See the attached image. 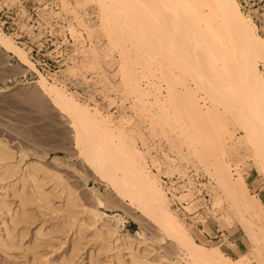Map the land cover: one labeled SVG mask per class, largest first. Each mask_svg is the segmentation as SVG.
<instances>
[{
    "label": "bare ground",
    "instance_id": "6f19581e",
    "mask_svg": "<svg viewBox=\"0 0 264 264\" xmlns=\"http://www.w3.org/2000/svg\"><path fill=\"white\" fill-rule=\"evenodd\" d=\"M12 1L16 2V0ZM61 1L63 4V10L58 13L60 14L65 10L69 17V24L65 27H67V30L70 32L68 33L70 35H66V42L69 46V50L71 51V61L62 67L60 71L51 74L52 78L49 77L50 75H46L38 69L35 61L32 60L30 49L27 50L22 47V45H20V43H18L10 33L5 31L1 25L0 50L5 51V53H7L10 58H17L20 61V64L25 67H23L24 69L22 70L21 74L24 77L27 78L31 71H34L40 75L38 80L32 81L31 83L37 84L39 88L37 89L38 93L40 90V93L46 96L51 104L57 108L58 111L63 114V116L65 115L66 118L68 117L67 119H70L71 127L75 132L74 141L77 143V148L81 147L82 150L79 148L78 149L80 150V153L83 151V155L86 153V155L83 156H87L85 161H89L90 163H88L91 167L94 165L93 168H95L96 171V167H100L98 169V173H103L105 171L107 172L108 170L111 172L112 175H109L110 173H104L105 177L108 175V178L110 179L102 178V180L110 184L112 191H114L118 197L124 198L128 201L129 205L133 208V210H135L134 214L137 213L136 215L133 214V219L135 218L140 223L144 217L149 218L153 222L155 221L156 225H159L162 231L170 236V240L175 242L176 246L192 259V264H252L249 256L247 255L248 251L242 252L239 250L238 246H235L237 249L236 251L234 249L231 250L232 253L237 255L233 256L232 254L225 252L223 246L221 245H207V241H213L211 239L215 238H219L218 241H227L233 245L239 244L240 237L236 230H239L240 226H236V223L235 226L229 224L224 225V227L222 226L224 223H228L224 222V220L226 221L230 218L229 215H224L225 212L228 213V209L226 211V204L221 202V200H224V198H221L220 200L222 195L221 193L219 198L217 196V199L215 198V194L214 198L216 200L214 199L213 201V193L211 191L210 185V180H213V178H210L209 180L208 177L212 176V174L209 173L211 175L207 176L206 173L202 172L203 170L201 169H204L205 167H201L204 165L197 166L198 162L200 164V159H198L197 163L193 161L191 162V159L190 161L189 159L186 160V158L190 157H186L187 155H190L189 152L186 153L187 155L185 154L186 158L184 157V154H177L171 148L174 146L172 141L175 137L171 133L173 138L170 140L168 135L171 131L166 130V127H164V130L162 127L163 125L161 128L164 131L169 132H166V136L169 140L166 139V136L155 138L156 135L152 136V131L150 133L151 137L146 135L149 132L145 133L144 135L142 129L143 127H140L141 124L138 123L140 121L139 119V121L136 119V122H133L130 119H125L127 118V114L124 115V113L128 112L132 115V112L135 110L134 107H137L136 105L132 106L134 104L132 101L133 98H131L133 103L131 105L130 101L126 102L128 100V95H126V97L124 96V98L127 99L125 100L119 95L120 91L117 90V92H119L118 95L113 94L114 92L112 90L113 88H111V85L114 87V83L117 85V83L120 82L123 72V79L125 78L124 80L126 84H130L131 86H129L132 87V82L135 81L134 75L130 74V68H132L131 56H127L126 53L123 52L125 47L132 49L135 46L133 43H136L134 42L135 39L136 41L138 39V46H140V44L142 45V43L139 42L141 38H143L144 41L146 40V44L143 45L145 46L148 44V42H150V44L153 43L154 45V42L157 38L158 40H162L163 38L159 37L158 32H156L158 36L152 35L153 33L156 34L155 32H149L151 31L152 27L149 26V29L147 26L149 24L147 21H145V16L142 15L143 12L140 13V11L143 10V6H141L143 3L138 2L139 0L135 2L134 0H123V2L117 0L118 3L116 0H114L116 2L110 0V2L112 1V4L114 3V6H116L115 4L118 5L119 3H122V6L119 5L118 7L120 10L117 8H112V10L111 7L106 9V5L103 0L99 3L96 2L98 3L99 7L91 5L92 3L94 4V0ZM174 1L175 9L180 17V20H186L189 22V27L191 30L189 46L191 49L189 52L193 53L192 55L195 58L193 60L191 57L187 58L188 55L190 56V54L185 51L186 48H184V43L179 41L178 44H176L177 41L174 39V37L177 35H175L173 30V32L171 31V34H169L171 29L169 26L165 25V27H168L167 30V27L165 29V27L158 24L164 28V33L162 32L163 34L166 33L164 36L169 34L167 38L169 37L168 39L172 38L175 40H171V42L169 40L170 45L164 40L163 44L166 45L167 43L170 47H172L174 45L173 43L176 42V45H174L173 48H178V50L176 49L177 53H179L178 51L181 52L184 49V52H182V57L184 55L186 56V54H184L185 52L187 53V56L182 58L179 53L180 56L178 57L176 51L168 48V45L166 49L169 50V52L165 49L163 50L164 45L162 44L161 40L156 41V43L158 42V48L163 45L161 51H167V54H170L171 50L170 55H172L174 52L175 54H173L174 56L172 58H174V60L172 59V62L168 59L170 55H167L166 53H164L166 55H163L162 52V56L160 54V50L158 49L159 53L157 52V55H161L162 59L164 56H167V59L164 58L167 61L164 60L166 61L165 65L163 64L164 61L163 63L161 62L163 65H159V72H156L157 69H155L153 70V75L159 80H167L168 77L166 72L168 67L166 64H168L169 61L171 65L174 64L175 57L177 55L179 59L176 57L178 61H176V63L179 64V60L182 59L183 62L180 61V63H183L184 65L180 66L179 64V76L184 75V71L186 72L185 75L192 73V75H190L192 76V80L196 81L195 84L199 86L198 88H201L202 90H208L205 92L208 93V96L214 106V108H208L209 111H206V114H210V116L214 114V111L217 109L215 104L217 103L218 99L221 101L219 102L220 106L218 104V107H221L222 105V107H224L226 104L223 102L225 100H223V97L219 98L223 94L224 96L229 95L228 88L230 86L227 87L226 85L225 90V87L222 86L225 85L224 81L225 83H231L233 80H235V83L238 82L239 84L236 85V87L238 86L237 89L239 88L243 95L246 94L245 96H248L250 94L248 97H251L252 95V101L247 97L249 99V101L246 100L247 103L254 104H252V107L249 105V107L245 102V99L247 98H245V96L244 98H241L243 95L238 93V90H236V87H234L235 83H233L231 88L234 87L233 89L236 91H232L231 88L229 89L230 91L235 92L237 95H242H238V98L239 101L242 100L240 104L244 105V107L241 105V108L239 105L230 104V101H228L229 97H226V100L228 99L227 107L234 105L233 109L239 111L241 114L239 117L241 119H243V117L246 118L243 119V121H247L245 125V123H242V120L238 118V114L234 117L239 120L241 125L243 124V127H241L244 130H247L246 139L250 140L251 145L255 150V159L261 166L264 174V33H261L260 26L254 19L253 12H247L240 0ZM68 2H71V5L74 4V6L80 10V19L84 18V20L82 19L83 23L82 20L80 22L77 21V19H80L76 16V8L74 11L72 10V12L75 14H72L70 11L71 9H68V6L70 5H68ZM124 2H126V5L129 4V7L132 6V9L131 7H125L126 5ZM137 2L138 4H141L140 7H137ZM131 3L133 4L131 5ZM134 3H136V5ZM122 7L125 9L127 8L126 10L128 12H130L129 9L133 11L135 7L138 8L139 12L134 11V13L131 11L129 15L132 16L133 13L136 15L137 12L138 16L136 15V19L142 17L140 18L142 22H140V19H138L140 23L138 20L132 19L133 17L135 18L134 15L131 18L132 23L133 21L135 24L138 22V25L129 23L131 21L130 20L128 23L124 22L125 25H123V22L122 24L118 22L121 25L120 28L115 27L113 24H111V18L113 15L123 13ZM116 9L119 11V13H117L118 11H115ZM77 15L80 14L77 13ZM121 15L122 14L118 16ZM151 15L152 14L150 13L148 18L152 17ZM124 19V21L129 20L126 17H124ZM152 19H150V21H153ZM143 21H145L147 25ZM79 23L85 25L81 26ZM144 25L147 26L148 29L145 27L142 28ZM101 26L102 28L104 26L105 29L103 28V30H106L104 31L105 33L109 32V38L107 36V40H110L112 43H116V45L114 44L115 49L117 44L123 47H121L122 53H120V50H118L120 55L122 54V58L118 57L120 58L119 61L117 59H113L111 61V57L114 56L113 49H110L111 52H113H110L109 55L112 54L110 58L109 55H106V53L108 54L107 51L109 49H107L108 42H106L107 40L104 39V37L107 34L100 32V34H105V36H103L98 34L99 31L95 30L98 36L93 37L96 35L94 34L93 29L99 27L102 30ZM151 26H153V24H151ZM88 28L91 29V32L94 35H91V32H89L90 29L88 30ZM144 28L148 31H145ZM166 31H169L168 34ZM146 32L147 35L150 36H147ZM159 33H161V31H159ZM173 33L175 35L174 37L172 36ZM139 35L141 36L140 39ZM143 35L145 38L155 36V40H153L154 42L150 41L154 39V37H151L152 39H145ZM167 38L166 40L168 41ZM175 38L179 40L177 37ZM143 40L141 42L145 43ZM180 42L182 45H184V47L182 46V50H179ZM112 47L114 48V46ZM154 47L153 49L149 47V51L147 49L146 50L150 52L152 49L150 53H154L153 55L157 56L154 52V49L157 48ZM95 50H101V54L98 51L97 52L101 56L102 54L104 55L102 56L104 58L103 60H99L101 56L98 59L96 58V53L94 52ZM114 58H117V56ZM184 59L186 60V63L191 60L192 64L191 61L189 62L190 64H184ZM178 64L175 66L178 67ZM193 64L195 65L191 66ZM188 65L189 68L185 67ZM261 65L263 67H261ZM142 66L143 64L138 68L142 69ZM183 67L185 68L183 69ZM121 68L124 70L123 72H121ZM187 68L189 69V73ZM190 68L192 72H190ZM182 69L184 71H182ZM108 75L110 76L108 77ZM106 78L110 79L109 81L111 85L109 81H106ZM50 79L53 80V82L50 81ZM212 79L215 80L209 83V81ZM219 79H221V81L218 85L217 80L219 81ZM148 80L153 83L156 79L148 78ZM122 81L123 80H121V82ZM121 82L119 84H121ZM122 83L124 88V81ZM206 83H209L211 88L214 87L215 89L218 87L220 88V85L223 83L221 86L225 91L221 88H218L219 92L217 94L213 93L217 91L206 87ZM146 84L147 83H145V85ZM240 84L242 86H240ZM154 85L155 84H151L153 87ZM210 85L207 84V86ZM126 86L128 87V85ZM133 87L136 88V86ZM126 88L124 89L125 91L122 92H126V94L130 93L129 95H132L131 92L126 91ZM2 89L3 87H0V90ZM165 92L166 91L164 89H161L159 94L166 95ZM221 93L222 95H219ZM133 94L134 100L136 101H140L139 99L143 98V91L141 90L136 89L133 91ZM154 94H156V92L153 93V95ZM157 97L158 96H156V98ZM163 99L166 100V98ZM154 100L155 97L152 102L157 105V100H155L156 102ZM213 100L216 101V103H214ZM253 100L258 102V107L260 108V112L256 110L257 115H255V110H253L255 105ZM163 101H161V103L158 105L162 104ZM148 102H150V100ZM152 102H150V105ZM194 102L197 101L195 100ZM137 104L139 105V103ZM196 105L197 104H195V106ZM140 106L142 107V105ZM246 106L247 109L253 110L255 114L252 115L253 113H251V110H248L246 113ZM161 107H157L158 112L161 110ZM131 109L134 110L131 112ZM165 109L166 106L164 107V111ZM231 109L232 108H227L225 110H229L228 112L230 113ZM241 109H244L245 112H243ZM139 111L137 110V114ZM134 112L136 113V111ZM158 112L156 114H158ZM140 114L136 116L139 117ZM147 114L149 116V113ZM230 114L232 115L233 113ZM244 114L245 116H243ZM249 114L250 119L248 116ZM258 115L260 117H258ZM145 116L147 117V115ZM140 117H142V115ZM213 117L211 116V118ZM255 117H257V120L254 119V121L253 118ZM252 121L258 122L257 124H254V128L256 127L257 130L256 128L254 129L252 127ZM128 122L130 124L126 126V123ZM149 122L153 123L155 121L150 120ZM248 123H250V125ZM142 124L144 125V122ZM248 125L251 126L250 129ZM244 126L246 127L244 128ZM153 127L152 129H154ZM146 129L147 128H145V130ZM161 135L162 134L159 136ZM134 136L138 137L135 138ZM162 136H164V134ZM168 141L172 142L173 146H170L169 144L167 145ZM175 146L177 145L175 144ZM187 147L189 146L186 145L185 147L188 150ZM176 150H179L178 153H182L181 151H183V149L180 151L179 148ZM27 153L26 151H23L20 154V157H17L16 151L8 144V142H6L4 139H0V246L5 251L18 249L21 252H25V256H30V261L28 264H38L39 260L44 257L47 258L46 255L52 251L56 253L52 255V258L50 257V262L53 264H55L56 257L62 261V264H67V261H73V259L76 258L75 256L83 257L85 252H87V256L83 258V261H85L87 258L86 264H184L182 261L183 258L180 259L181 256L179 257V255H177L178 258L175 259L171 256V253L169 254V252L162 251L163 246H155V240L153 238V240L149 241L144 233L143 226H141L143 227V229H141L143 231H138L136 235L131 234L130 232L124 233L123 226L126 225V217L119 213L117 211L118 209H115L116 204L113 206L111 204L114 203L106 200L108 198H105L106 195L100 190V187L95 185L90 188L95 202L92 203V206H89L91 203L87 205L82 200L83 198H81L79 190L75 188V186H73L62 173H60V170V172L56 171L55 169L54 171L49 166L47 167V163H43V160L41 159L27 162L26 159L29 157V154ZM143 153L146 154V159ZM44 157L42 155L41 158L44 159ZM183 159H185L186 162ZM56 160H58V158H56ZM99 163H101V165ZM102 165L104 166L103 169H106L105 171L102 170ZM239 165L237 164V167H239ZM233 169L235 170L236 168ZM115 170H120L122 174L120 176L116 175L117 173H115ZM224 171L226 173L227 169ZM227 173L229 176V172ZM80 175H82V173ZM200 175L203 177V179L204 177L207 179V181H201L203 187H199V184L196 183V181H198L196 176L199 177ZM230 175L232 176L231 173ZM221 178L223 177L221 176ZM187 179H189V183H187ZM241 180L242 179L237 181V183H240ZM215 181L213 180V182ZM85 183L87 185L88 181L86 180ZM241 183V187L246 189L244 191H246V194L249 195V192H247L249 191L247 181L242 180ZM213 184L216 185L215 183ZM234 187L232 189L233 191H236L237 188L235 187L234 190ZM212 190L214 191V189ZM107 191V193H111L109 190ZM113 194L111 193V197L115 196ZM208 195L210 197H208ZM257 200L262 202V200L259 198ZM14 203H16L15 206ZM117 205L118 207H121L119 204ZM109 211H116L117 213L113 212L114 214H110ZM229 222H231V220ZM212 230H216V234L218 233L216 235L217 237H211L213 236L211 234ZM245 231H247L246 228ZM234 232L237 235L235 237H231L234 235ZM247 234L248 231L245 235ZM195 235H197L200 240L197 239ZM249 235L250 234L247 236L248 238ZM63 238L64 240L61 241ZM223 243L225 244V242ZM67 244H69V246H66Z\"/></svg>",
    "mask_w": 264,
    "mask_h": 264
},
{
    "label": "rangeland",
    "instance_id": "374dc122",
    "mask_svg": "<svg viewBox=\"0 0 264 264\" xmlns=\"http://www.w3.org/2000/svg\"><path fill=\"white\" fill-rule=\"evenodd\" d=\"M100 1L102 2V0H99V1L94 0V4H96V5H94L93 3L91 5L99 7L98 3ZM116 1L113 0V2H116ZM135 1H137V0H134V2ZM96 2H98V3H96ZM103 2H105L106 9L111 7V9L117 8L118 10H120L118 7H119V5L122 4V3H119L118 5L115 4L117 6L116 7V6H114V3L113 4L111 3L112 1L110 2V0H103ZM120 2H123V0H120ZM126 2H124L125 5H126ZM138 2H142L143 4L142 5L140 3L138 4ZM138 2H137V4H138L137 7L138 6L140 7V5L143 6L142 7L143 10L141 8H139L142 10V11H140V13L143 12L142 15L145 16V17L144 16L143 17L146 18L145 21H147L149 25H147L145 23V21H143V22L148 27L149 26L152 27L151 31H149V32H155V33L158 32L159 37L160 38L163 37V38H162V40L161 39L158 40V38L156 37L157 39L155 40V36H158V34L156 33L157 34L156 35L154 33L153 34L151 33L152 35H155V36H151L152 38L154 37V39H152L151 37H147V38L148 39L151 38L152 40H150V41L155 40V42L154 41L153 42L156 44V46H155V44L153 45V43L150 44V42H148L149 46L147 44V45H145L146 46V48H145V46H143V45L146 44L147 41L146 40L144 41L143 38H141V36L139 35L140 36L139 39L141 38L145 43L141 42L142 40L140 39L139 42L142 43V45L139 43L140 46H138V44H137L138 39H137V41L135 39L134 42H136V43H133V45H135V46L132 49H129L128 47L127 48L125 47V50L123 49L124 50L123 52L126 53L127 56H131L132 68H130L131 69L130 74L134 75V79L136 81V82L135 81L132 82V87H130L131 86L130 84L125 83V80H124L125 78L123 79V77H124L123 71L124 70H122V68L120 70H122L121 72H123V76H121L122 79L120 78V82H121V80L124 81V88H123V83H122L123 81L121 82V84H119L120 82L117 83V85L119 84L118 86L114 83V87H113V85H111V83L109 81L110 79L106 78V81H109L111 88H113L112 90L114 93L113 92L112 93L114 95L119 94V92H117V90H118V91H120L119 95L122 96L123 99H125V100L128 99L126 102L130 101L131 105L134 103L132 106H134V105L137 106L136 108L134 107L135 110L131 109V112L134 110V111H136V113L134 111L132 112V115H131V113H128V112L124 113V115L127 114L126 115L127 118H125V119H130L133 122H136V119H137V121L140 120L141 122L139 121L138 123L141 124L140 127H143L142 129H143L144 135H145V133L149 132L146 134V135H148V137H151V134H152V136L156 135L155 138L165 137L166 132L169 133L168 131H164L165 130L164 127H166V130L171 131L169 133V135L167 134L169 136V139L171 140L173 138L171 135V133H172L173 136L175 137V138H173V141H172L173 145L175 146V144H176L177 146H175V149H174V146L172 145V142H170V141H168L167 145L168 144L170 146L172 145L173 147H171V148L177 154H181V155L184 154V157L187 155L186 153L189 152L190 155H187L186 157H188V156H190V157L189 158L185 157L186 160L189 159V161H190V159H191V162L193 161V162L197 163L198 159H200L199 160L200 164L198 162L197 166L198 165L199 166L204 165L203 167H201V168L205 167L204 169H201V170H203L202 172L206 173L207 176L212 174V176H208L209 180H210V178H213L214 181L216 180L215 182H213L212 179L210 180L212 184L215 183L217 185L216 186L213 184L214 185L213 186L210 183L211 191L213 193L212 194L213 195V201L215 198L217 199V196H218V198L220 197V193L222 194L220 197V200H221V198H224V200H221V202H223V204H226L225 210L227 211V209H228L227 212L229 213L228 214L225 212L224 215L225 216L229 215L230 218L228 220L229 221L231 220V222H233V223H231L228 220H226V221L224 220V222H228V223H224L222 226L224 227V225H227V224L233 225V226H235L237 224L236 226H240V229L236 230L237 234L240 237V240H239L240 245L239 244L233 245L227 241H218L219 238L211 239L213 241H207V245H221V246H223L225 252L232 254L233 256H237V255L232 253L231 250L234 249L236 251L237 249L235 248V246H238L239 250H241L242 252L248 251L247 255L249 256L252 264H264V174H263L261 166L257 163V161L255 159V150H254L253 146L251 145L250 140L246 139L247 138V136H246L247 130L246 129L244 130L242 128L243 124L241 125V123L239 122V120H237V118H234L235 115H237V114H238V118H240L239 117V116H241L240 112L233 109L234 105L233 106L229 105L230 107H227L228 106V103H227L228 99H229L228 101H230V104L239 105L241 107L242 104H240V103L242 102V100L239 101L238 95H241L242 93L240 92L239 88L237 89L238 86L236 87V85H238L239 83L236 82L237 83L236 84L235 80H233V82H231V83H229V82L225 83V81L223 80L225 85H222L223 83L221 85L223 87H225L227 85V87L230 86L229 88H231V85L233 83H235L234 87H236V90H238V93H241V94L237 95L235 92H232L233 90L236 91L235 89H233L234 87L231 88L232 91H230V89L228 88V90L230 91L229 92L227 90L229 93V95L227 93L228 96H224V94L222 95V93L219 94V95H222L219 98L223 97V100L225 99L223 102L227 104V105L225 104L224 107L232 108L231 110H233V111L230 110V113H233L234 116H233V114L231 115L228 112L229 110L228 111L225 110L227 108L222 107L223 105L221 107H218V104L220 106L219 102H221V101L218 99L217 103H216V101H214V100L217 98H215L213 100L214 103H216L215 106L217 109H216V111H214V114L211 115L212 117L214 115L215 116L213 118H211L210 114L209 115L206 114L207 113L206 111H209L208 108H211V109L214 108L213 103L208 96V93L205 92L208 90H202L201 88H198L199 86L195 84L196 81L192 80V76H191L192 73H190L191 75L187 74L188 76L185 75L186 72L183 69L185 67L189 68V65L183 67L182 71H184V73H183L184 75L179 76L180 71L178 68L181 65H183V63L181 64L180 61L181 62H183V61H182V59L179 60L180 66L178 63H176L177 58L180 55L182 57V54H183L182 52H184V49H183L184 45H185L184 48H186L185 51H187V53L190 54V56L188 55L187 58L191 57L192 60L195 58L192 55L193 53L189 52L191 49V48H189V46H190V33H191V30L189 27V22L186 20H184V21L180 20V17L177 14V11L175 9V1L174 0H139ZM70 3L71 2H68V5ZM117 3H118V1H117ZM132 4L133 3H131V5ZM134 4L136 5V3H134ZM72 5L74 6V4H72ZM72 5L70 4L68 6L69 7L68 9L69 10L71 9L70 10L71 12H72V10L74 11V9L76 8L75 6L73 7ZM111 5H113V6H111ZM128 5H126L125 7H129ZM72 7H73V9H72ZM130 7L132 9V6H130ZM117 9L115 11H118ZM122 9H123L122 10L123 13H119V11L117 12V13H119L118 15L122 14L121 16L113 15L111 18L112 23L111 22L110 23L113 24L115 27L120 28V26H121L120 23L122 24V22H123V25H125L124 22L128 23L130 20L131 21L129 23H132V19H136L138 16L137 12H136L137 16L134 14L135 13L134 11L139 12L138 8H136V7H135V9H133V11L131 9H129L130 12L131 11L134 12L132 16L135 15V18L134 17L132 18V16L129 15L130 12H128L126 10L127 8L125 9L124 7H122ZM145 11H147V12H145ZM76 12L80 15H77ZM149 12L152 14L151 16L153 17V19H152V17L148 18V16H150ZM75 13H76V16L79 17V19H80L81 13H80V10L78 8L75 9ZM75 13L72 12V14H75ZM140 13H138V14H140ZM263 13L254 14V19L259 24L260 29H261V33H264V14ZM116 16H118V17H116ZM124 17H126L129 20L124 21L125 20ZM140 18H142V17H140ZM140 18H138V19H140ZM82 19L84 20V18H81L80 20L77 19V21L80 22ZM138 19H136V20H138ZM148 19H149V21H148ZM150 19H152L154 22L150 21ZM83 20H82V23H83ZM118 22H120V23H118ZM138 22H139V20H138ZM138 22H137V24H135L133 21V23L135 25H138ZM140 22H142V20ZM82 23L81 24L79 23V24L81 26L82 25L84 26L85 24H82ZM144 23H142V24H144ZM150 23L153 24V26H155V27L151 26ZM156 23H157V26H156ZM115 24L119 25V26H116ZM158 24H160L163 27H165V25L169 26L171 28L169 34H171L172 30L175 32V35H177V36H175L174 33L172 34V36L173 37L175 36L179 39V40H177L174 37V39L177 41V43L175 42L176 44H178L179 41L184 43V45H182L181 42L179 43L180 47L183 46L182 48L179 47V50L183 49V51H181V52L178 51L180 53V55H179V53H177L178 48H176L177 50L173 48L174 45H176L175 43H173L174 45L172 47L169 46L171 40H174L171 38V36H170L171 39H168L169 37L167 38V36H169V34H168L169 31L168 32L166 31L168 35L164 36V35H166V33L163 34L164 28L159 26ZM147 26L144 25V26H142V28L145 27L148 29ZM150 27H149V29H150ZM166 27H165V29H166ZM101 28H102V26H101ZM103 28H104V26H103ZM103 28H102V30L99 27L93 29L94 34L97 33L96 31H99L98 34H100V32L105 33L104 31H106V30H103ZM145 28H144V30L148 31ZM161 28H162V30H161ZM89 29L90 28H88V30ZM154 29H155V31H154ZM122 30H123V28H122ZM158 30L161 31V33L162 32L163 33L162 34L159 33ZM167 30H168V27H167ZM89 32H91V29ZM94 34L91 32V35H94ZM98 34L94 35L93 37L98 36ZM105 34H107V35L105 36ZM105 34H100V35L105 36L104 39L107 40L109 38V35H108L109 32L108 33L106 32ZM148 34H150V33H148ZM146 35H147V32H146ZM107 36H108V38H107ZM147 36H150V35H147ZM143 37H144V35H143ZM90 38L93 39L92 37H90ZM147 38H145V39H147ZM166 38L168 39V41L166 40ZM160 40H161L162 44H163V41L165 40V42H167L169 45L166 43V45L163 44L164 47H163V45H161L158 48L157 47L158 42L156 43V41H160ZM169 40H170V42H169ZM106 42H108L107 49H109L107 51L108 54L106 53V55H109L111 52L110 49H113L114 53L113 52H111V53H113L114 56L111 57V61L113 59H117L119 61V59L122 58L121 57L122 54L120 55V53H122L121 49L123 47L120 46L119 44H117V46L119 45L120 47L116 46V49H115L116 43H112V42H110V40H107ZM160 44H158V45H160ZM110 45L114 46V48ZM151 45H152V47H151ZM167 45L169 46L168 48L175 50L177 55H178V57L176 55L177 58L175 57V62L172 65L170 64V61H172V59L174 60V58H172V57L174 56L173 54H175V52L172 55H170L171 54V50H170V54H167L169 52V50L166 49ZM141 46H143L145 49ZM110 47H112V48H110ZM149 47L152 49H153V47L157 48V49H154V52L156 55H157V52L159 53V50H160V54L162 55L163 51H161V49L163 47V50L165 49L168 51V52L164 51L163 55L167 54V55L171 56V57L169 56V58H168L170 61L168 60L169 62H168V64H166V66L168 67L167 72H166L167 77H168L167 80H165V79L159 80L153 75V70L157 69L156 72H159V69H158L159 65L161 64V62L163 63V61L167 59L166 58L167 56L166 57L164 56V58H166V59H164V58L162 59L161 55L155 56V55H153L154 54L153 52H152L153 54L150 53L152 51V49L150 50V52H148L149 51L148 49H150ZM187 48H189V49H187ZM118 50H120V53ZM155 50H157V51H155ZM97 51L100 53L101 50H95L94 51L96 53L95 54L96 58L98 59L101 56L100 54L102 52L99 54ZM164 53H166V54H164ZM187 53L185 52L184 54H186V56H187ZM111 55H109V58ZM102 56H104V55L102 54ZM102 56L100 57L99 60L104 59ZM116 56H117V58H114ZM184 56L182 58H184ZM118 57H120V58H118ZM166 61H164V63H163L164 65H165ZM184 62H185L184 64H186V65L190 64L188 62V60H187L188 63H186V60ZM141 63L143 64V66H142V69L141 68L139 69L138 67H140L142 65ZM175 63L178 64L177 65L178 67L175 66L176 65ZM163 64H161V66ZM191 64H192V61H191ZM194 65L195 64H193L191 66H194ZM23 67L24 66L22 64H20V61L17 58H10L8 56V54L5 53V51L0 50V87H3V89L0 90V139H4L6 142H8V144L16 151L17 157H20V154L23 151L24 152L26 151V153L28 152L27 154H29L28 155L29 157H27V159H26L27 162L36 161V160L41 159V160H43V163H45V164L47 163V167L49 166L50 168H52L53 170L55 169L56 171L60 170L61 172L60 171L59 172L62 173L70 181V183L73 186H75V188H77L79 190L81 198H83L82 200L87 205L91 203L89 206H92V203L95 202L93 193H92L90 188L95 186V185L97 187H100V190L103 191L106 195L105 198H108L106 200H108L111 203H114V204L110 203L113 206L116 204L115 209H118L117 211L126 217L127 222L125 223L126 225L123 226V232L124 233L130 232L131 234L136 235L138 233V231L144 230V233H145V235L149 241L154 239L155 240V242H154L155 246H157V247L163 246V248H162L163 252L166 251V252H169V254L171 253V256L175 259L178 258L177 255H179V257L181 256L180 259L183 258L182 261L184 264H192V259L189 256H187L183 251H181L176 246L175 242L170 240V236L167 233H165L164 231H162L160 226L156 225L155 221L153 222L149 218L144 217V218H142L141 223H140L135 218L134 219L132 218L133 214L135 213V210H133V208L129 205L128 201L124 198L118 197L114 193V191H112V187L110 186V184H108V182L102 180V178L103 179L108 178V175L105 177V174L110 173L109 175H112L111 172H109L108 169H107L108 171L106 172L105 171L106 169L104 170L103 169L104 166L102 165L101 168L106 173L103 171H101L103 173H98V171H99L98 169L100 167H96L97 168V171H96V169L93 168L94 165L92 167L90 166V164H89L90 162L88 161V159H87V161L89 163L85 161V158L87 156L86 157H83V156L86 155V153L83 155V151L80 153V150H82L81 147H78L80 150L77 148V143L74 141L75 140L74 139L75 138V132H74V129L71 127L70 119H67L68 117L66 118L65 115L63 116V114L60 113V111H58V109L55 108L51 104V102L47 99V97L42 95V93H40L41 92L40 90H39L40 94L38 93L37 89H39V88H38L37 84L31 83L32 81L38 80L40 75H38V73H36L34 71H31L29 73L28 77L26 78L23 75H21L22 70L25 68V67L24 68ZM175 67H176V70H175ZM261 67H263V66L261 65ZM177 70H178V72H177ZM190 70H191V68H190ZM190 72H192V70ZM188 73H189V69H188ZM109 76L110 75H108V77ZM148 78H154L156 80H154V82L152 83L151 81L148 80ZM48 79H49V77H48ZM213 80H215V79L210 80L209 83ZM50 81L53 82V80H51V79H50ZM220 81H221V79H219V81L217 80L218 85H219ZM134 82H135V85H134ZM145 83H147V84L145 85ZM209 83H206L205 86L209 87V89H211V90L217 91V92H213V93L217 94L219 92V90H218L219 87L217 89H215L214 87L211 88V85ZM151 84H155L154 87L151 86ZM203 84H205V83H203ZM207 84L210 86H207ZM126 85H128V87ZM212 85H215V84H212ZM221 85H220V88L224 90V88ZM133 86H136V88H134ZM240 86H242V85L240 84ZM151 87H153V88H151ZM125 88H126V91L131 92L132 95H129L130 93L126 94V92L123 93L122 91H125L124 90ZM131 88H132V90H131ZM133 89L134 90L138 89V90L143 91V96H142L143 98L139 99L141 102L134 100V96H133L134 90ZM161 89L162 90L164 89L166 91L165 92L166 95L164 94L165 96L159 94ZM153 90H155V91H153ZM225 90H226V87H225ZM241 90H242V88H241ZM155 92H156V94L153 95V93H155ZM242 92H243V90H242ZM121 93H123V94H121ZM126 95L129 96V97L127 96V99L124 98V96L126 97ZM155 95L158 97L156 98ZM219 95H217V96H219ZM245 95H243V97H241V98H244ZM162 96H163V98H166V100L163 99ZM248 96H245V98H247ZM151 97H152V99H151ZM154 97H155V100H157V102L155 100L154 101L158 104L161 103V101H163V100L165 101V102L164 101L162 102V104L164 103L163 106L164 107L166 106L165 111H164V107L163 106L161 107L162 104L156 105L152 102ZM226 97L227 98L229 97V98L226 100ZM131 98H133V100ZM159 98H161V99H159ZM248 98L251 100L252 95H251V97H248ZM248 98L245 99L246 103H247L246 100L249 101ZM148 99L150 100V102H152L151 105L153 104L152 105L153 107L150 105V102H148L149 101ZM131 100L133 101V103ZM195 100L197 102H194ZM254 102H255V105H254L253 110H255L256 114L254 113L253 110L247 109V106H246L247 110H245L246 113L248 110H251V113H253L252 115H254V114L257 115L256 110H258V112H260L259 111L260 108L258 107V102H256V100ZM137 103H139V105ZM195 104H197L196 106H198V107H196ZM221 104H223V103H221ZM252 104H254V103H252ZM252 104L247 103V105L248 106L250 105L251 107H252ZM140 105H142V107ZM239 106H236V107H239ZM242 106L244 107V105H242ZM157 107L158 108L161 107V110L163 108L162 111L159 110V112L160 111L162 112V113L160 112L161 115L158 112ZM139 108L142 110H140ZM153 108H155V109H153ZM137 110L138 111L140 110L138 112V114H140L144 110V112H143L144 114L141 113L139 115V117L141 115H142V117L139 118L138 116H136V115H138ZM237 110H239V109H237ZM241 110H243V112H245L244 109H241ZM154 112H155V114H154ZM157 112H158V114H156ZM237 112H239V113H237ZM147 113H149V116H151V117H149ZM145 115H147L148 118ZM152 115H154V116H152ZM259 115H260V113H259ZM259 115H258V117H260ZM130 116L133 118H131ZM134 116H136L137 118ZM208 116H210V117H208ZM243 116H245V114ZM248 116L250 119V114ZM145 118H146V122H145ZM244 118L245 117H243V119ZM256 118L257 117L253 118V120L254 119L257 120ZM141 119H143V120H141ZM149 119L151 121H155V122H153V123L149 122L150 121ZM243 119H241L242 123H245V125H246L247 121L245 122V120L243 121ZM247 120H248V118H247ZM143 122H144V125L142 124ZM255 123L257 124L258 122L256 121V122H253V124H251V125H253L252 126L253 128H254ZM128 124H130V123L129 122L126 123V126ZM248 124L250 125V123H248ZM161 126L163 127L164 130L161 128ZM152 127L154 129H152ZM245 127L246 126H244V128ZM250 127L251 126H249V129H250ZM145 128H147L148 130L147 129L145 130ZM174 130H176V131H174ZM256 130H257V128H256ZM151 131H152V133H151ZM173 131H174V133H173ZM244 131H245V133H244ZM176 133L180 134V135H177ZM160 134H162V135L164 134V136H162V135L159 136ZM243 135H245L246 137ZM182 136L185 138H183ZM134 137L137 138L138 136H134ZM166 139H168V137ZM135 141H136V139H135ZM186 145L190 147V148L187 147L188 150L185 148ZM177 148H179L180 151L183 149V151H181L182 153H178L179 150L177 151L176 150ZM42 155H43V157L44 156H46V157H44V159H42L41 158ZM144 156L146 159V154H144ZM193 156H194V158H193ZM56 158H58V160H56ZM183 160L186 162L185 159H183ZM189 161H187V162H189ZM86 163H88L89 165ZM101 163H99V164L101 165ZM237 164L238 165L240 164L239 167H237ZM100 165H98V166H100ZM96 166H97V164H96ZM240 166L242 167V169ZM91 168H93V169H91ZM206 168H207V170H206ZM222 168H223V171L227 169V172H229V176L227 175L228 174L227 172L225 173V171L224 172L222 171ZM233 168H236V169L234 170ZM239 168H240V170H239ZM229 169L231 172L229 171ZM205 170H206V172H205ZM115 171H116L115 173H117L116 175H118V176H120L122 174L120 170H115ZM233 172H235V173H233ZM79 173L80 174L82 173V175H80ZM209 173H211V174H209ZM230 173L232 174L233 177L230 175ZM217 174L218 175L220 174V175L218 176ZM221 176L223 178H221ZM113 177H115V176H113ZM108 179H110V178H108ZM240 179H242L243 181H245V180L247 181L248 188H249L248 189L249 191H247V192H249L248 193L249 195H247L246 191H244L246 189H243V187H241V184H242L241 181L242 180L240 181L241 184L239 182L237 183V181H239ZM86 180L88 181L87 185L85 183ZM206 181H207V179H206ZM234 181H235V183H234ZM232 184H233V186H232ZM234 186L238 190L236 189V191H233L232 188ZM235 187H234V190H235ZM238 187H240L243 190V192ZM212 189H214L215 192ZM107 190H109V192H111L112 194L114 193L113 195H115V196L111 197V193H107L108 192ZM216 191L217 192L219 191V192L217 193ZM214 195L216 196L215 198H214ZM116 197L119 199H117ZM255 197H257V198H255ZM120 198H121V200H120ZM258 198L261 199L262 202L257 200ZM15 204L16 203H14V206H15ZM117 204H119V206H121V207H118ZM129 208H130L131 212H130ZM132 210H133V212H132ZM113 212L117 213L116 211H109L110 214H114ZM136 214H134V215H136ZM233 220H235V221H233ZM238 223H240V224H238ZM141 226H143L144 229ZM244 226L247 229L248 234H250L249 238L247 237L248 234L245 235L247 233V231H245ZM141 229H143V230H141ZM213 231L214 230H212V233H211L213 236H211V237H217L216 235L218 233L216 234V230L214 232ZM237 234L234 232V235H232L231 237H235ZM195 236L197 237V239H199L197 235H195ZM250 236H251V238H250ZM158 238H159V241H158ZM63 240H64V238L61 241H63ZM61 241H58V242H61ZM223 242H225V244ZM66 246H69V244H67ZM86 253L87 252L84 253L83 257L75 256L76 258L73 259V261H67V264H86L87 258L85 261H83V258H85L87 256ZM178 253H180V254H178ZM24 254H25V252H21L18 249L5 251L0 246V264H28V262L30 261L29 260L30 256H25ZM53 254H56V253H54L53 251L49 252L46 255L47 258L46 257L42 258L41 260L38 261V264H53L50 262ZM49 258H50V260H49ZM55 264H62V261L58 257H56Z\"/></svg>",
    "mask_w": 264,
    "mask_h": 264
},
{
    "label": "built area",
    "instance_id": "2783aa9c",
    "mask_svg": "<svg viewBox=\"0 0 264 264\" xmlns=\"http://www.w3.org/2000/svg\"><path fill=\"white\" fill-rule=\"evenodd\" d=\"M240 1L248 12H264V0ZM62 8L61 0H0V25L22 47L30 49L38 69L50 78L71 61L66 42V35L70 32L65 27L69 24V17L65 10L58 13ZM196 177V183L203 187L201 181L206 178Z\"/></svg>",
    "mask_w": 264,
    "mask_h": 264
}]
</instances>
